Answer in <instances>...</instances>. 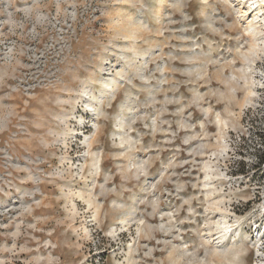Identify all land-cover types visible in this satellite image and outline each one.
<instances>
[{
    "label": "rangeland",
    "instance_id": "1",
    "mask_svg": "<svg viewBox=\"0 0 264 264\" xmlns=\"http://www.w3.org/2000/svg\"><path fill=\"white\" fill-rule=\"evenodd\" d=\"M257 1L0 0V264H264Z\"/></svg>",
    "mask_w": 264,
    "mask_h": 264
},
{
    "label": "trees",
    "instance_id": "2",
    "mask_svg": "<svg viewBox=\"0 0 264 264\" xmlns=\"http://www.w3.org/2000/svg\"><path fill=\"white\" fill-rule=\"evenodd\" d=\"M260 119L264 121V116H262ZM251 125L253 127V124H251ZM255 134L257 135V137L259 138V141H260V146L258 147L257 150H255V162L251 163L249 165L245 161L246 159L244 158V156H245L244 154L246 153V151L243 149V147H244L245 142H246L245 141L246 135L243 134L242 138L240 139L243 142V144L241 146L242 151H240V154L243 156V158L235 161L236 166L234 168V171L232 172L233 175H240L243 177H247L250 175V177L254 179V178H257L258 174L256 172L258 170L264 171V128H257ZM253 170H257V171H254L251 174V171H253Z\"/></svg>",
    "mask_w": 264,
    "mask_h": 264
},
{
    "label": "bare ground",
    "instance_id": "3",
    "mask_svg": "<svg viewBox=\"0 0 264 264\" xmlns=\"http://www.w3.org/2000/svg\"><path fill=\"white\" fill-rule=\"evenodd\" d=\"M242 1H245V2H250L251 0H242ZM253 3H255V2H253ZM251 5V4H250ZM254 9H253V11H255V10H258V12L259 13H262V15L264 14V0H258L257 2H256V4L254 5V7H253ZM248 10V9H247ZM259 22V21H258Z\"/></svg>",
    "mask_w": 264,
    "mask_h": 264
}]
</instances>
